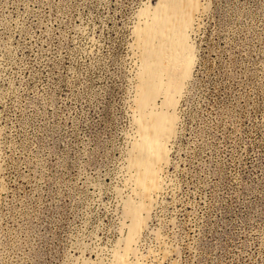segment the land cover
I'll use <instances>...</instances> for the list:
<instances>
[{
  "label": "rangeland",
  "instance_id": "rangeland-1",
  "mask_svg": "<svg viewBox=\"0 0 264 264\" xmlns=\"http://www.w3.org/2000/svg\"><path fill=\"white\" fill-rule=\"evenodd\" d=\"M159 1L0 0V264H114L125 248L136 30ZM199 3L129 264H264V0Z\"/></svg>",
  "mask_w": 264,
  "mask_h": 264
},
{
  "label": "bare ground",
  "instance_id": "bare-ground-1",
  "mask_svg": "<svg viewBox=\"0 0 264 264\" xmlns=\"http://www.w3.org/2000/svg\"><path fill=\"white\" fill-rule=\"evenodd\" d=\"M201 11L199 0H160L138 27L141 68L138 73L136 135L129 153L134 172V200L126 203L131 221L130 236L114 264H129L134 245L146 226L151 206L161 192L165 165L169 164V142L177 126L176 107L195 64L189 32ZM161 100V103L159 102Z\"/></svg>",
  "mask_w": 264,
  "mask_h": 264
}]
</instances>
